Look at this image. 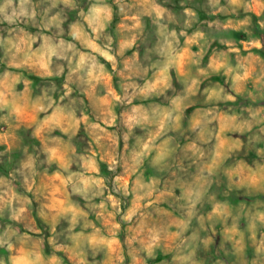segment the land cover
I'll list each match as a JSON object with an SVG mask.
<instances>
[{
	"label": "clouds",
	"instance_id": "clouds-1",
	"mask_svg": "<svg viewBox=\"0 0 264 264\" xmlns=\"http://www.w3.org/2000/svg\"><path fill=\"white\" fill-rule=\"evenodd\" d=\"M170 2L0 0V264H264V0Z\"/></svg>",
	"mask_w": 264,
	"mask_h": 264
},
{
	"label": "rangeland",
	"instance_id": "rangeland-1",
	"mask_svg": "<svg viewBox=\"0 0 264 264\" xmlns=\"http://www.w3.org/2000/svg\"><path fill=\"white\" fill-rule=\"evenodd\" d=\"M173 4H175V10L179 11V2L178 0H171V2L166 5L171 7ZM201 16L203 18V13H201ZM221 19H223V17H221ZM225 27H228L227 25H225ZM228 35L235 41L239 42L242 38L246 37L244 36V33L239 32V31H229ZM222 47L223 45H214V47ZM195 50V49H193ZM245 55H247V53H245ZM207 57H205V60L207 61ZM250 64V75H255V74H264V52H256L248 61ZM218 67V66H217ZM177 71L182 75L183 74V58L181 57L179 63H178V68ZM213 80L222 83L220 76H213L212 77ZM247 88L249 91L252 90L253 88V83H252V79H248L247 82ZM102 104H107L108 101L102 100L101 101ZM33 117L28 114L26 119H32ZM31 143H35V141H31ZM82 147V146H81ZM100 149L97 148L96 151H99ZM18 158V154L14 155L13 159ZM11 165H9L10 167ZM3 169H0V172H2ZM101 171L102 174L104 175H110V173L107 171V166L103 163H101ZM153 170L151 168H148L145 172H144V177L148 178L150 176H152ZM229 175H232V173L230 172ZM246 179L251 180L252 182H264V176H248L245 177ZM134 179V177H133ZM41 183L43 184L44 188L46 189H50L51 192V196L53 198V202H59V203H63V200L61 199V188L60 185L62 183L61 179L58 176H51V177H45L43 179V181H41ZM234 202H238L236 200V197L233 195L232 197ZM105 224L108 223L107 220L104 221Z\"/></svg>",
	"mask_w": 264,
	"mask_h": 264
}]
</instances>
